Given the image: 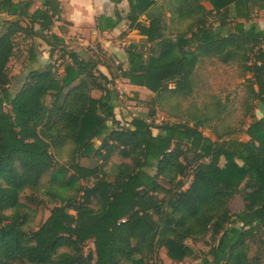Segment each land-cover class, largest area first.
Returning <instances> with one entry per match:
<instances>
[{
    "label": "trees",
    "instance_id": "trees-1",
    "mask_svg": "<svg viewBox=\"0 0 264 264\" xmlns=\"http://www.w3.org/2000/svg\"><path fill=\"white\" fill-rule=\"evenodd\" d=\"M122 1L112 0L116 5ZM127 1L126 18L116 11L98 22L104 32L126 20L129 30L146 38L145 45H130L128 68L118 65L120 78L155 95L173 91L186 97L194 91L193 79L204 58L227 65L240 56L252 75L250 100L255 109L264 103V30L254 23L246 26L254 10H264V0H210L221 16L216 28L200 0H179L181 15L194 11L196 18L190 32L175 41L166 35L162 14L151 12L157 0ZM234 3L240 11L233 19L246 23H235L234 31L227 32ZM52 4L45 0V9L30 14L31 0H0V14L17 17L0 25V264H147L162 250L170 264L193 258L198 264H260L264 117L254 115L245 132L249 142L214 141L199 131L201 123L155 125L135 117L121 124L115 114L120 96L113 81L99 71V61L82 59L61 38L46 35L54 26ZM24 20L39 25L40 31L24 28ZM31 32L53 47L51 56L58 50L70 63L64 66V77L53 63L31 71L13 95L9 64L16 52L15 36ZM148 45L155 48L147 54ZM31 54L35 60L36 53ZM94 91L101 97L94 98ZM94 140L101 146L95 147ZM69 144L70 163L58 165L55 154ZM115 156L127 162L112 166L110 180L104 169ZM89 158L101 165H80L79 160ZM50 172L51 193L54 188L76 190L81 197L72 201L58 194L61 205L27 233L22 195L39 189ZM89 180L95 181L93 186L77 187ZM239 194L248 203L233 214L230 202ZM204 240L208 251L199 258L188 242ZM90 241L94 251H86ZM253 246L257 254L251 257Z\"/></svg>",
    "mask_w": 264,
    "mask_h": 264
},
{
    "label": "rangeland",
    "instance_id": "rangeland-1",
    "mask_svg": "<svg viewBox=\"0 0 264 264\" xmlns=\"http://www.w3.org/2000/svg\"><path fill=\"white\" fill-rule=\"evenodd\" d=\"M160 2L163 7L166 6V0L164 2ZM166 14L164 15L166 20H168L169 16ZM175 21L170 22L171 32H166V35L169 36L171 40L175 38V34L177 32L185 31L188 27L185 23H176ZM209 21L210 23L213 22V24L216 23L214 18H211ZM135 36H137V34L134 35V37ZM26 37L25 34H17L15 36L17 50L14 58L9 64V76L11 79L9 91L13 95L20 90L24 80L26 79L25 77L27 76L28 70L23 74L22 71L25 69L23 65L32 49L34 47L36 50L38 48L43 49V45H39V43L33 44L32 40L28 37L27 39ZM81 37L82 35H80V38ZM80 38H73L76 41L71 40L70 42H73L72 44H69L68 47L70 50L72 49L71 51H77L82 59L88 61L90 59H97L101 63L102 59L103 61H108L109 57L114 56L116 58V55H118L121 57L120 60L116 58L114 66L111 68L116 70L119 63L122 62L123 65L126 64L127 58L124 56L125 48L120 49V46L115 43L116 39L112 41L115 45L113 43V45L109 46L110 49L105 50L100 48L99 50L98 48L97 52L96 43L85 45L83 44V41H78ZM128 42V40L122 42L126 46H123L122 44L120 45L127 47ZM138 43L144 45L146 44V41L140 40ZM154 48V45H150L146 53L148 54ZM37 51L40 56H42L43 53H47V49H44L42 52L39 50ZM54 59L55 60L53 61L56 62L55 66L59 74L63 75L64 73L65 75L64 66L67 63H70V61L68 59L63 60L60 58L59 53L56 54ZM248 79H252V75L246 73L240 56L227 65L222 64L217 59L208 58L198 67L193 79L194 91L189 96L184 97L174 93L173 91H164L159 95H155L148 90H143L140 94L142 99L146 100L144 102H140L139 100H133L135 99L132 94L133 92L126 91L124 87H121L119 91H121L123 95L121 96L119 92L118 95L120 96L119 99L123 110L121 109L119 115L121 116L124 124H126V122L123 118V111H125L126 114H130L132 119L135 117L148 118L149 122L154 123L155 125H161L164 123H181L193 126L196 123H201L202 127L199 128V131H201L207 138L214 141H217L218 139L240 140L245 136V131L252 123L254 115L257 117L258 111V108L255 109L254 104L248 95ZM170 86L173 88V84H170ZM116 91L118 90L116 89ZM94 95H100V92L96 91ZM126 118H128V116ZM154 133H156V130H154ZM96 144L99 145L98 142H96ZM71 153L72 145L69 144L64 150H62L60 155L57 157L55 156V162L58 165H68L71 160ZM188 158L191 162L194 158V154L190 153ZM122 162L127 161H123L120 157L115 156L104 169L110 177V180L112 175V166ZM79 163L80 165L87 167H97L101 165V162H98L95 158L81 159L79 160ZM192 165L196 166L197 162H192L191 166ZM51 178L52 172H50L42 180L39 189L33 191L27 190L22 195V203H24L26 207L24 212L27 214L28 218V223L24 228L27 233L36 231L49 218L52 209L61 205L62 201L57 196L58 194L66 197L67 199H71L72 201H78L81 197L76 190L59 192L58 188H54V190H52L53 193H51ZM190 181V179H187V187L189 186ZM94 183V180L82 181L77 187L87 188L93 186ZM247 203L248 200L246 199L244 201L242 194H239L230 202V210L233 214H236L242 210ZM91 205L92 207L97 208L95 202H92ZM205 243V240L198 243L189 241L188 245L196 251L197 257L200 258L208 251V246ZM91 244L92 243L90 241L86 247V251L91 249ZM63 251L68 252L69 250L63 249L61 252ZM256 254L257 248L253 246L251 257H254ZM260 257V264H264V251L260 254ZM199 262L200 261L198 259L193 258L185 260L182 264H198ZM146 263L170 264L171 261L168 259L166 251L162 250L159 252L157 258L155 257L154 260H146Z\"/></svg>",
    "mask_w": 264,
    "mask_h": 264
},
{
    "label": "crops",
    "instance_id": "crops-1",
    "mask_svg": "<svg viewBox=\"0 0 264 264\" xmlns=\"http://www.w3.org/2000/svg\"><path fill=\"white\" fill-rule=\"evenodd\" d=\"M14 1L16 3H18L20 0H14ZM44 1L45 0H31L32 6H31V9L29 10V13L34 14L37 10L45 9ZM49 1H52V3H53L51 13L54 15V26H53L51 32L46 33V35L54 34V35L58 36L59 38H61L64 41L65 46L68 50H70L68 47L69 44H72L73 41H76L73 38H75V37L80 38V35H82V37L78 41H83V44H85V45H89L91 43H96L97 52H98V48H99V50H100V48L105 49V50L110 49L109 46L113 45L114 42H112V41L114 39H116V42H115L116 45L120 46V49L125 48L124 56L127 58L126 52L129 49L130 45H132V44L142 45L138 42L140 40L146 41V38L141 36L138 31H135V30L131 31L128 29V23L126 20H124L114 30L101 32L98 29V22L102 16L111 17L116 13V11H119L121 17L123 19L126 18L127 15L129 14V3L127 0L122 1L118 5L114 4L112 2V0H49ZM160 1L164 2L165 0H157L156 4L153 7V9L151 10V12L154 14H162L163 13V18H165L164 14H166V13L168 14V15L166 14L167 16H169L168 20H166V18H165L166 32H171L170 22L171 21L174 22L176 19H177L175 21L176 23H179V22L185 23L188 26L185 29V31L177 32L175 34V38L173 40L175 41L177 39L178 35L189 33L190 28H191L193 22L195 21L194 19L196 18L195 12L190 11L189 12L190 15L188 13H185L183 16L179 12V9L181 7L179 0H166V6H164V7L162 6V3ZM200 5L206 9V11L208 13V15H207L208 21L211 18H214L216 21L215 24H213V22L210 23V21H209V24L213 25L214 28L220 26L221 16L216 14L217 12L215 11L210 0H200ZM239 11L240 10L237 9V5L235 3L231 5L230 14L232 17L229 20L231 22V24H229L225 28V30L227 32H233L234 31L235 23H246V20H244V19H233L234 17H236L239 14ZM16 18L17 17H9L5 14H0V25H3L7 19L13 21ZM252 18H253V21L246 23V26L249 27V25L254 23L258 29L264 30V10H262V11L254 10V12L252 13ZM142 20H146V17H143ZM22 26L24 28L33 29V31H35V33L39 32L41 29L39 25H35L33 27L28 20H24L22 22ZM22 34H25V37L27 36L29 39H31L33 44L39 43V45H43V49L38 48L37 50L42 52L44 49H47V53H43L42 56H40L38 54V51L36 50L35 47L32 49V51L36 53L37 57L35 60H32L31 57H33V56L31 54L32 53V51H31L30 55L27 57V60L25 61L24 65H23V67H25V69L22 71L23 74L26 73L27 70H28V73H27V75H28L33 70H38L40 68H44V66L46 67L47 65H49L51 63H53L54 65L56 64V62L53 60H55L54 58H55L56 54L59 53L58 50L55 51L54 56H51V50L53 49V47L47 45L42 39L38 38L36 35L34 36L33 32H31L29 35L26 33H21L19 35H22ZM136 34H137V36L134 37V35H136ZM71 40H73V41L70 42ZM125 40L129 41L127 47H123V46H126L125 44L122 43ZM115 43H114V45H115ZM120 44H122L123 46ZM149 46L150 45L146 46L145 49L147 50ZM75 52H77V51H75ZM59 54L61 55V53H59ZM206 59H208V58H204L201 61V63L199 64V66ZM115 61H116V58L114 56L109 57L108 61H103V59H102V62L101 63L99 62L100 63L99 71L103 75H105L110 81H113V84H114L113 87L116 88L118 91L121 89V87H124L126 89V91L133 92L132 94L135 98L133 100H136V101L139 100L140 102H144L146 99H142L140 93L143 92V90H147V89L143 88V87L133 86L129 83V81L120 78L119 73H118V66L116 67V70L111 68L114 66ZM123 67H124V69L128 68L127 62L125 65H123ZM58 75L60 77H64V73L62 75V74H59V72H58ZM95 92L96 91H94L92 93V96L94 98H100L102 93L100 92V95H94ZM116 104H117V108L115 110L116 119H117V121L121 122V124H124L122 122L121 116L119 115L121 112V109H122L120 99H118ZM122 113H123V118H124L125 122L129 123L132 120L130 114H128V113L126 114L125 111H123ZM127 116H128V118H126ZM156 134H158V131H156L155 135ZM244 135L245 136L243 138H241L240 141L249 142L250 138L247 136L246 133ZM96 142H98L99 145H97ZM94 144H95V147H97V148L101 146V142L98 140H94ZM65 148H63L62 150H64ZM72 148H73V146H72ZM62 150L60 151V153L62 152ZM60 153L59 154L56 153L55 154L56 157L58 155H60Z\"/></svg>",
    "mask_w": 264,
    "mask_h": 264
},
{
    "label": "water",
    "instance_id": "water-1",
    "mask_svg": "<svg viewBox=\"0 0 264 264\" xmlns=\"http://www.w3.org/2000/svg\"><path fill=\"white\" fill-rule=\"evenodd\" d=\"M8 20V19H7ZM257 117L259 119L264 117V103H260L257 111Z\"/></svg>",
    "mask_w": 264,
    "mask_h": 264
},
{
    "label": "built area",
    "instance_id": "built-area-1",
    "mask_svg": "<svg viewBox=\"0 0 264 264\" xmlns=\"http://www.w3.org/2000/svg\"><path fill=\"white\" fill-rule=\"evenodd\" d=\"M119 92V94L122 96L123 94H122V92L121 91H118ZM7 108H9L8 106H6ZM90 243V242H89ZM91 249L90 250H92V251H94L95 250V247H94V241H91Z\"/></svg>",
    "mask_w": 264,
    "mask_h": 264
}]
</instances>
